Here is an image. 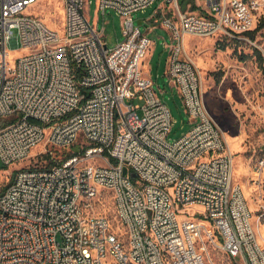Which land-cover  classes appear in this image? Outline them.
I'll return each instance as SVG.
<instances>
[{
	"label": "built area",
	"instance_id": "obj_1",
	"mask_svg": "<svg viewBox=\"0 0 264 264\" xmlns=\"http://www.w3.org/2000/svg\"><path fill=\"white\" fill-rule=\"evenodd\" d=\"M41 1L0 0V161L21 162L42 143L75 150L58 161L50 149L11 181L4 173L0 264H208L204 232L242 264H264L234 153L185 48L188 35L252 41L264 0H205L204 14L165 0L162 23L177 43L168 73L194 123L175 140L171 109L142 68L153 41L134 16L155 0H99L103 15L123 19L113 48L87 0H61L63 32L33 13ZM255 169L264 174V156ZM106 195L118 229L95 212Z\"/></svg>",
	"mask_w": 264,
	"mask_h": 264
},
{
	"label": "rangeland",
	"instance_id": "obj_2",
	"mask_svg": "<svg viewBox=\"0 0 264 264\" xmlns=\"http://www.w3.org/2000/svg\"><path fill=\"white\" fill-rule=\"evenodd\" d=\"M188 1L182 4L184 10L204 14L200 4L205 0ZM168 8L165 0H155L134 16L141 31L153 41L142 68L144 73L146 71L151 75L159 97L171 109L173 128L169 138L175 140L189 131L194 123L190 121L183 97L168 73L171 47L177 44L171 31L162 23ZM98 11L99 0H87V12L92 22L99 29L105 26L107 42L113 48L125 37L123 19L114 9H108L106 15ZM33 13L49 26L63 32L64 9L61 0H42L35 6ZM140 19L143 20L141 24ZM185 48L187 56L200 68L204 99L234 153V180L242 186L253 211L254 225L264 236V174L259 175L255 169L257 160L264 156V60L260 57V53L264 57V29L258 31L252 41L223 35H188ZM13 54L14 58L17 53ZM50 149L59 161L71 155L75 147L60 149L42 143L29 158L21 162L6 166L0 161V181L6 179L4 173L7 169L11 173V181L18 169L37 163L45 164L43 155L51 153ZM95 212L107 214L115 229H118L119 223L110 195L96 203ZM209 228L219 237L214 223ZM203 235L207 238L206 232ZM206 238L208 264H242Z\"/></svg>",
	"mask_w": 264,
	"mask_h": 264
},
{
	"label": "trees",
	"instance_id": "obj_3",
	"mask_svg": "<svg viewBox=\"0 0 264 264\" xmlns=\"http://www.w3.org/2000/svg\"><path fill=\"white\" fill-rule=\"evenodd\" d=\"M185 1L186 0H182V2H185ZM262 29H264V15H262L261 18L259 19V21L257 23V26L253 30H250V31L247 32V35L250 36L252 39H254L256 37V34L258 33V31H260ZM260 57H261L262 60H264V57H263L262 53H260ZM6 121H7L6 119H0V125L6 123ZM43 156H44V159H48V160L50 159V154L49 153H44ZM50 162H51V160H50Z\"/></svg>",
	"mask_w": 264,
	"mask_h": 264
},
{
	"label": "water",
	"instance_id": "obj_4",
	"mask_svg": "<svg viewBox=\"0 0 264 264\" xmlns=\"http://www.w3.org/2000/svg\"><path fill=\"white\" fill-rule=\"evenodd\" d=\"M142 22H143V20H142V19H140V20H139V24H141ZM127 173H128V170H127V169H125V174H127ZM131 175H132V176H135V175H136V173H134V172H133V173H131Z\"/></svg>",
	"mask_w": 264,
	"mask_h": 264
},
{
	"label": "bare ground",
	"instance_id": "obj_5",
	"mask_svg": "<svg viewBox=\"0 0 264 264\" xmlns=\"http://www.w3.org/2000/svg\"><path fill=\"white\" fill-rule=\"evenodd\" d=\"M209 111H210V113H211V110H210V108H209ZM263 227V226H262ZM264 229V228H263ZM264 231V230H263ZM262 233V232H261ZM263 234V233H262Z\"/></svg>",
	"mask_w": 264,
	"mask_h": 264
},
{
	"label": "crops",
	"instance_id": "obj_6",
	"mask_svg": "<svg viewBox=\"0 0 264 264\" xmlns=\"http://www.w3.org/2000/svg\"><path fill=\"white\" fill-rule=\"evenodd\" d=\"M145 73H146V74H149V73H147L146 71H145ZM149 75H150V74H149Z\"/></svg>",
	"mask_w": 264,
	"mask_h": 264
}]
</instances>
